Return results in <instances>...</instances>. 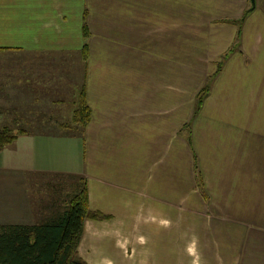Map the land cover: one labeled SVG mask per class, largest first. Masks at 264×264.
<instances>
[{
  "label": "crops",
  "instance_id": "0c3cea01",
  "mask_svg": "<svg viewBox=\"0 0 264 264\" xmlns=\"http://www.w3.org/2000/svg\"><path fill=\"white\" fill-rule=\"evenodd\" d=\"M194 1L0 0V57H13L0 62V113L24 131L66 129L81 86L89 107L82 166L42 167L44 135L0 147V223L37 222L39 177L73 173L88 208L107 215L83 219L76 254L89 264H119L85 255L81 242L96 232L113 236L122 257L169 259L143 264L193 261L194 250L166 251L178 240L209 242L206 252L221 243L206 257L222 264H264V12L250 0ZM50 141L65 143L57 133Z\"/></svg>",
  "mask_w": 264,
  "mask_h": 264
},
{
  "label": "trees",
  "instance_id": "16d2710c",
  "mask_svg": "<svg viewBox=\"0 0 264 264\" xmlns=\"http://www.w3.org/2000/svg\"><path fill=\"white\" fill-rule=\"evenodd\" d=\"M249 10L246 9L243 14L246 15ZM241 20L240 17L238 21ZM81 32L84 37L88 35L84 21ZM86 51V43L83 42L79 51L82 58H85ZM221 58L216 62L217 67ZM207 86L204 83L197 90L194 111L206 93ZM71 118L79 126H84L89 118V107L84 101L82 86ZM22 132L25 131L21 128L12 129L6 123L0 125V147ZM78 180L79 183L68 194L60 210L40 217L33 223H0V264H89L76 254L83 219L103 218L107 215L88 208L84 178L79 176Z\"/></svg>",
  "mask_w": 264,
  "mask_h": 264
},
{
  "label": "rangeland",
  "instance_id": "374dc122",
  "mask_svg": "<svg viewBox=\"0 0 264 264\" xmlns=\"http://www.w3.org/2000/svg\"><path fill=\"white\" fill-rule=\"evenodd\" d=\"M192 2V1H191ZM197 0H195L192 4H196ZM250 4V3H249ZM257 9V11L259 12L260 10H262L264 12V0H255V8ZM259 16H261V14H258ZM258 16V17H259ZM238 21V20H237ZM183 22L186 23L184 26L188 27L189 26V21L186 18V15L183 18ZM198 22V21H197ZM194 22V23H197ZM240 22V21H239ZM237 22V25L240 26V23ZM199 24H203L202 22H198ZM242 23V22H241ZM207 25V23L205 24ZM209 26V25H208ZM195 51H188L187 54H189V57H192L191 54H193ZM13 57L9 58L8 56H1L0 57V62H5L8 61L10 59H12ZM195 63H191L190 65L188 64V67H190L191 69L195 70ZM188 83L184 84V86H188ZM192 84V81L189 82V86ZM5 99L2 100V105L6 104L7 102H4ZM1 108H7V107H1ZM4 113H0V125L6 123L9 124V126L12 129H17L18 125L17 124H13L10 122L13 113H5L6 111H3ZM17 114V113H16ZM68 116V124H65V128L66 129H57L54 128L52 126H50V124H38L36 125V127L33 128V130H26L25 132H29L33 135H40V136H47V137H39V142L36 143V145H39L40 147V151L42 152V156L41 158L36 157L37 160H39V164L42 167H54V168H59V166L63 169H74L78 167V164H80L81 166L83 165V162H81V158L80 157V152H81V143L80 141H77V137L80 135V130H79V124L75 123L74 121H72V111L69 115H66L64 117V119ZM184 127H187L189 125L188 121ZM11 123V124H10ZM187 125V126H186ZM50 127V129H48ZM189 127V126H188ZM187 127V128H188ZM187 128H185L184 130L186 131ZM58 130V131H57ZM189 131V130H187ZM52 133H57L58 136H62L63 135V139H64V145L61 146L60 144H58L57 146H54L53 144H51L50 146V135ZM37 135V136H38ZM189 136H187L188 138ZM61 140H57V142H60ZM24 144H28L25 143ZM50 151L52 153H50ZM61 153L63 155V157H58L55 153ZM29 155H27L28 159H29ZM3 160V157H2ZM83 161V160H82ZM5 162H7L8 164L13 163V160H4L1 161V164H5ZM78 175L77 174H73V173H50L48 175H43L42 177H39V181L41 182V184L39 183L36 188V190L39 193V200L38 204L39 206H41L43 208V204L45 209H40V213L41 215L44 214L45 215H49L51 212L60 210L62 207H64L66 198L68 196V194H70V192L74 189V187L76 186L77 183H79L78 181ZM197 179V178H196ZM38 180V179H37ZM198 180V179H197ZM202 210V214L204 213H210L212 214V211H207L206 209H201ZM219 212V211H218ZM40 216H36V220H38ZM201 217V216H200ZM30 218V217H29ZM35 218L32 217V220H34ZM104 224H108L110 223V220H101ZM207 224V223H206ZM218 225H215V228H217ZM108 227H111L108 226ZM120 229L124 228L122 226H118ZM209 227V226H208ZM208 227L202 226V224L199 227V230L202 233H206ZM141 227H137L135 228V233L137 232H143L140 231ZM143 229V228H142ZM217 232V230L215 231ZM221 232V229H220ZM131 242H133V239L130 238ZM147 242V241H146ZM135 242H133L134 244ZM141 244H137L136 246H138V248H143V241L140 242ZM149 242H147L145 244V246L148 245ZM209 244V242H207ZM206 242H202V241H198L195 243H184L183 241H174L172 243H166L167 247H166V251L168 253H170L171 255H174V250L176 248L177 253H183L182 249H184V251H186L187 253H189L190 251L194 250V253L196 254L195 257H193V261H191L192 256H188V257H183V262L180 264H222V259L221 257H206L207 253L211 256L213 254L216 253V247L214 248V251L212 250L213 245H218L221 248V243H211L210 246V250L208 252H206V250H208V248L206 247L207 245ZM130 244V243H129ZM162 245H164V243H161ZM183 245V246H182ZM175 246V247H174ZM85 249V255L86 256H99L102 254H107L111 257L112 260H114L115 262H119V264H143L142 262H147V263H152L154 261L157 262H167L168 263V258L166 259H160L157 258L155 259L153 258H142V257H136L134 256L133 258H127V257H122L120 256V254L118 253L117 248H115L114 246V238L113 236H109V238L107 236H103L101 233L97 234L94 233L91 237H87L83 240V242H81V249L83 248ZM260 251V250H259ZM96 260H98V258H95Z\"/></svg>",
  "mask_w": 264,
  "mask_h": 264
},
{
  "label": "water",
  "instance_id": "95a60500",
  "mask_svg": "<svg viewBox=\"0 0 264 264\" xmlns=\"http://www.w3.org/2000/svg\"><path fill=\"white\" fill-rule=\"evenodd\" d=\"M250 2H251L250 8H253L255 6V0H250Z\"/></svg>",
  "mask_w": 264,
  "mask_h": 264
}]
</instances>
